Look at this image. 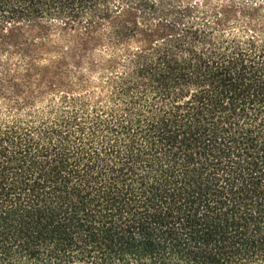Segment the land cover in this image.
Returning <instances> with one entry per match:
<instances>
[{"label": "trees", "instance_id": "1", "mask_svg": "<svg viewBox=\"0 0 264 264\" xmlns=\"http://www.w3.org/2000/svg\"><path fill=\"white\" fill-rule=\"evenodd\" d=\"M0 264H264V0H0Z\"/></svg>", "mask_w": 264, "mask_h": 264}]
</instances>
